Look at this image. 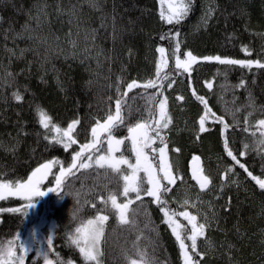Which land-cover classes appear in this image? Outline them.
<instances>
[{
  "label": "trees",
  "instance_id": "trees-1",
  "mask_svg": "<svg viewBox=\"0 0 264 264\" xmlns=\"http://www.w3.org/2000/svg\"><path fill=\"white\" fill-rule=\"evenodd\" d=\"M207 1L212 3V14L192 32L202 4ZM177 2L95 0L98 7H93L91 0H0V180L23 182L40 164L58 161L41 185L47 191L55 187V175L60 167L67 168L72 163L78 145L92 137L95 123L109 114L115 115L117 99L122 100V115L127 119L113 135L124 139L128 147L131 142L126 139L127 126L138 121L154 124L160 118L159 101L166 97L171 123L160 135L165 136L167 152L179 149L181 168L176 183L188 178L186 181L193 188H189L191 193L196 189L197 195L191 198V206L182 208L171 199L177 192L175 185L164 181L170 191L162 199L167 201L170 214H176L173 221L183 226L182 236L191 234V224L181 212L195 215L197 224L206 221L210 224L204 230L205 235L197 238L196 252L200 255L194 259L201 264H264V190L224 148L227 138L237 160L254 176L264 179V145L259 143L262 132L258 124L264 119V69L202 59L219 55L264 63V0H193L187 17L178 25H169L161 18V11L167 13L169 4ZM73 7L75 15L70 16ZM41 8L47 12L46 18L40 13ZM57 8L63 12L58 13ZM38 14L42 21L39 28L29 18ZM102 17L107 18L103 29L100 28ZM26 23L36 29L34 35L41 37L40 40L28 39L27 33L24 38L16 36ZM93 29L98 30L94 40ZM170 32L180 33L181 50L176 55L181 60L187 59L189 51L198 58L189 72L177 70L175 56L169 54L175 38L171 42L160 39ZM69 40L76 42L75 48ZM161 46L166 49L163 58L156 51ZM162 59L167 67L161 65L158 78L156 69ZM133 79H138L140 85L154 80L157 86L135 88L127 97L123 96L127 83ZM241 80L244 87L238 86ZM208 83L212 84L211 88ZM17 93L23 97L20 101L14 98ZM197 96L204 97L211 110L205 120L208 130L203 133L199 132V119L206 109ZM128 106L139 108L140 113L128 117ZM41 109L51 117L48 129L40 124ZM74 119L80 120L73 134L76 143L68 149L63 144H54V128H62ZM224 124L229 127L225 129ZM100 139L102 151L93 150L82 159L86 160L88 154L107 152V134H101ZM45 145L49 147L46 149ZM152 146L163 147L159 139ZM146 150L152 159L154 154ZM194 154L201 156L202 170L210 180L204 189L188 172V161ZM128 156L132 157V153ZM121 168L127 167L121 165ZM229 168L231 172L227 171ZM123 174L127 172L118 175L94 165L75 171L65 181L63 190L73 195L45 192L34 197L37 218L41 214L49 217L52 232L55 231L49 250L53 264L58 260L87 264L79 250L70 245L68 233L74 232L81 221L100 213L109 216L101 244L102 264H130V260L143 264L140 252L146 253L155 264H184L179 242L165 222L160 205L143 193L146 209L141 201H136L134 193L123 196L124 182L120 178ZM110 194H115L120 204L133 200L127 213L129 223L118 222L110 202L101 203V198L107 200ZM27 203L19 197L0 200V209H5L0 212V241L16 240L19 234L16 254H22L20 241L30 249L24 264H44L43 258L36 256L34 236L29 234L25 238L30 225L28 213L7 211ZM43 229V241L47 243V232ZM185 243L191 252V241L185 239Z\"/></svg>",
  "mask_w": 264,
  "mask_h": 264
},
{
  "label": "snow or ice",
  "instance_id": "snow-or-ice-1",
  "mask_svg": "<svg viewBox=\"0 0 264 264\" xmlns=\"http://www.w3.org/2000/svg\"><path fill=\"white\" fill-rule=\"evenodd\" d=\"M93 7H98L95 3V0H91ZM193 0H178L177 3H170L168 6L167 14L162 10L161 18L165 20L169 25H178L181 21L187 17L188 13L191 10ZM58 13H62L63 10L57 8ZM40 13L46 18L47 12L44 11L43 8L40 9ZM69 15L74 16L75 10H69ZM206 15L210 16V13ZM30 20L34 19L36 21V26L39 28L41 26L40 14L35 17L30 15ZM106 17H102L100 28L103 29L106 26ZM71 23V20L69 21ZM112 28H113V36L112 39L115 41L117 39L116 32V22L115 17L112 18ZM98 30L93 29L91 33V38L95 39V34ZM36 29L29 27L26 23L23 26V31L20 33H16L17 37L24 38L25 33H27V38L30 40H40L41 37L34 35ZM179 32L169 33L166 36H161V40L173 41L175 38L174 47H172V51L169 53L172 56H175V68L177 70L183 69L184 72H189L192 64L197 62V57L192 54V52H187V59L181 60L179 55L176 53L181 50V43L179 41ZM14 39L16 37H13ZM46 42V41H45ZM72 43L73 47H76V42L69 40ZM11 51V50H9ZM23 52V50H21ZM87 51V49H86ZM157 52L160 53L161 58L164 57L166 53L165 47H158L156 49ZM204 61H217L221 65H239L243 68L251 69L253 65L258 68L264 69V63H261L260 60H240V59H229L222 58L219 55L216 56H205L202 58ZM163 65L167 67L166 61L163 59L161 63L157 65V76L159 78L160 67ZM11 75V74H8ZM167 78V77H165ZM156 82L154 80H149L146 84L140 85L137 80H132L130 83H127V90L123 93V96L127 97L128 92H131L135 88L143 87L154 88L156 87ZM171 87V84L168 85ZM209 88L212 87L211 83L207 85ZM239 87H244L245 82L243 80L240 81ZM119 91V89H117ZM195 94V93H193ZM14 98L17 101H20L23 97L20 94H14ZM133 99H135L133 97ZM179 99H183V97H179ZM197 99L204 104L206 112L205 115H202L199 119V132L203 133L207 131L205 127L206 117L210 113V109H208L207 101L202 96H197ZM122 100L117 99L115 104V115L109 114L104 123H100L97 121L95 126L91 128L92 141L90 143H86L81 146L80 151L75 152L72 156V163L69 167L64 168L60 167L59 174L55 175V187L47 188V191L42 190L41 185L43 181L52 173V169L54 164L59 163L58 161H48L46 163L40 164L36 167L30 176H28L26 181L17 180L15 183L6 180H0V200H4L7 197H19L22 198L28 203L22 208H10L7 209L9 212H21L24 214L27 213V210L30 206H33V198L45 195V192H54V193H63L64 195H73L71 192H65L63 190L65 181L73 177L75 175V171L79 169H90L94 165L99 169H110L115 174H121L123 172H127V174L120 175V178L123 180V192L122 195L127 197L129 193H135L136 201H141V206L146 209V205L142 202L141 193L147 197L153 198L154 202L160 205L161 210L164 213L165 222L169 223V226L172 228V233L175 235L176 240L179 242V248L181 255L183 257L184 264H201L200 260L194 259V256L200 255V253L196 252L197 249V238L205 235L206 226H210L208 222L197 224V217L195 215H191L189 212L184 211L181 212L180 215L183 216L189 224H191V234L187 236H182L181 231L183 226L178 222L173 221L172 217L176 214L172 212L170 214L169 209L166 207L167 201L162 199V196L170 191L167 185L162 184V181H167L168 185H173L176 183V177L172 174V165L168 161L167 155V143L165 141V137L160 135V133L169 127L171 123L170 118L167 116L166 112V103L167 98L159 101V119H156L153 123L148 121L136 122L134 124H129L127 126L128 136L127 140L131 142L130 151L134 153L135 163H131L128 158H126L123 153L119 157L114 155L116 152L120 150V146L125 143L124 139H117L113 133L119 130L122 126L125 125L126 117L122 115ZM136 113H140L139 108H133L128 106V117L135 115ZM153 115V111L149 110V119H151ZM40 116V124L44 129L49 128V124L51 122V117L48 116L42 109L39 112ZM141 116L143 114L141 113ZM219 121L223 123V118L220 117ZM80 123V120L74 119L71 123L68 124L67 128L62 130L59 127H55L54 130L58 134L54 139V144H63L65 149L70 148L72 145L76 143L74 138V132L76 131V126ZM259 126L264 127V120H260L258 122ZM229 126L224 124V128L227 129ZM151 133H155L152 135ZM101 134H107V155H96L95 159L92 154H88L86 160L82 159L86 153H92L95 150L96 153H100L102 148L99 147L103 142L100 139ZM264 137V133L261 134ZM46 140L47 136L44 137ZM159 139L160 143L163 147L154 148L153 143ZM260 144H264V139L259 141ZM54 144L52 146H54ZM49 145H45L47 149ZM245 148H248V145H244ZM224 148L227 151V155L232 158L239 167L244 169L248 176H250L256 183L259 185V188L264 190V179H260L257 176H254L250 171H247L245 165L240 163L237 160L236 155L233 154V151L229 148V141L227 138L224 139ZM146 149L150 150L154 155L153 158L150 159L148 152ZM178 152L179 149H176ZM158 154V156L156 155ZM240 155H244L243 152ZM194 160H198L199 157H193ZM153 160H156V163H153ZM121 165H127L126 169H122ZM130 170V171H129ZM228 172H231L232 169H227ZM143 172V177L140 176V173ZM195 176V173H194ZM198 182L200 183V188L204 189L210 183L208 176H202L198 178ZM79 196V193L76 194ZM110 202L111 208L115 211L116 216L118 218V222L121 224L129 223L127 218V213L129 210V206L133 203V200L129 199L127 202L120 204L117 202V196L115 194H110L107 200L101 198V203L107 205ZM79 203V200H77ZM187 203V201H185ZM94 206V205H93ZM5 211V209H0V212ZM108 215L98 214L94 219H88L86 221H81L79 226L75 227L74 232L68 233V241L70 245L75 246L76 249L79 250V253L83 257L84 261L87 264H102L101 257L103 256V251L101 249V244L105 237V225L106 221H108ZM135 223V221H133ZM55 235V231L47 237L46 250L43 252L37 251V258H43L44 264H53V261L49 259V250L52 248L53 238ZM185 239L190 240V248L186 245ZM19 240V234H17L16 240H9L7 242L0 241V264H24L25 256L28 255L30 249L26 247V245L20 241L19 248L22 251L21 255L16 254V241ZM59 255V254H57ZM139 255L143 260V264H155L154 260L147 258V254L144 252H140ZM127 258V257H126ZM57 264H73L72 260H68L67 262L58 260ZM130 264H137L136 260H130Z\"/></svg>",
  "mask_w": 264,
  "mask_h": 264
},
{
  "label": "rangeland",
  "instance_id": "rangeland-1",
  "mask_svg": "<svg viewBox=\"0 0 264 264\" xmlns=\"http://www.w3.org/2000/svg\"><path fill=\"white\" fill-rule=\"evenodd\" d=\"M207 13H210V16L212 14V3L210 1L204 2L202 4V12H200V15H199V17L197 19V22L193 24L192 29H191L192 32H195L197 26L200 25L201 23H206V19L208 17H210V16L206 15ZM133 80H137V82L139 83V80L138 79H133ZM145 80H147V79H145ZM131 81H129L128 83H130ZM125 91H127V85L125 87ZM106 119H107V117L105 119H103V120H99V122L100 123H104V121ZM262 120H264V119H262ZM67 126H68V124L66 126L60 128V129L64 130V129L67 128ZM259 130L262 133H264V127L259 126ZM57 136H58V134L57 133L54 134V132H53L52 137L55 138ZM116 138L117 139H121L120 137H116ZM262 139H264V137H262ZM91 141H92V137L88 141L80 143L78 145L79 148L75 152L80 151L82 145H84L86 143H90ZM130 148H131V143L128 145V147H126V145L124 143L123 145L120 146V150L118 152H116L114 155H116L117 157H119L121 155V153H123V155L126 158H128L131 163H135V156H134V153H132L130 151ZM75 152L73 153V155L75 154ZM130 152L132 153V157L128 156V154ZM102 154L103 155H107V152H104ZM96 155H101V154H96ZM96 155L93 156L94 159H95V156ZM167 155H168V161H169V163L170 164L172 163L171 164L172 165V174H173L174 177H176V175L180 172V168H181L180 167V162H179V159H180L179 153L178 152H175V151H170L169 150V152H167ZM122 166L127 167V165H122ZM58 174H59V172H58ZM143 175H144L143 172H141L140 173V176L143 177ZM186 179H188V178H184V180L182 182H180L179 184H177V183L174 184L175 187H176L175 190H177V192L171 198L172 201L174 200L176 202V204L178 206L182 207V208H185L188 205L191 206L192 205L191 204L192 203L191 202V198L193 197V195H197L195 188H194L195 191L193 192V194L191 193V190L190 189H193L192 186H191V184H190L191 182L188 184V182L186 181ZM176 182H177V180H176ZM163 183H164V181H162V184ZM192 184L195 185L194 183H192ZM134 196H135V193H134ZM33 201H34V198H33ZM185 201H187V203H185ZM36 211H37L36 204H34V203H33L32 208H28V210H27V213H28L29 219H30V225L28 226V229H27L25 238L29 234L32 235V236H34V238L36 240V244H37V250L43 252V251L46 250V244H47V243H45L43 241V234H42V232L44 231L43 228H45V232H47V236H49V235H51L53 233L52 232L53 224H50V221H48V218L49 217H46L44 215L42 216V214H41L40 217L37 218ZM100 214H102V213H100ZM102 215H104V214H102ZM94 218L95 217L90 218V219H94ZM49 259H51V256L50 255H49Z\"/></svg>",
  "mask_w": 264,
  "mask_h": 264
},
{
  "label": "water",
  "instance_id": "water-1",
  "mask_svg": "<svg viewBox=\"0 0 264 264\" xmlns=\"http://www.w3.org/2000/svg\"><path fill=\"white\" fill-rule=\"evenodd\" d=\"M193 157H199L198 160H194ZM188 162V171L191 178L200 186L198 178L204 176L203 171L201 170V157L199 155H194ZM195 173V176H194Z\"/></svg>",
  "mask_w": 264,
  "mask_h": 264
},
{
  "label": "bare ground",
  "instance_id": "bare-ground-1",
  "mask_svg": "<svg viewBox=\"0 0 264 264\" xmlns=\"http://www.w3.org/2000/svg\"><path fill=\"white\" fill-rule=\"evenodd\" d=\"M167 72V71H166ZM204 74V73H203ZM152 77V76H151ZM182 82V81H181ZM165 83V82H164ZM191 87V86H190ZM171 108V107H170ZM165 137V136H164Z\"/></svg>",
  "mask_w": 264,
  "mask_h": 264
}]
</instances>
